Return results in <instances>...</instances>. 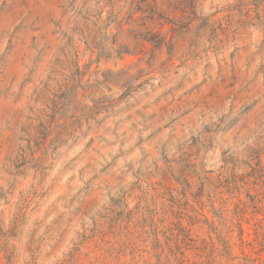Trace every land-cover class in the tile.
I'll return each mask as SVG.
<instances>
[{
  "label": "clouds",
  "instance_id": "clouds-1",
  "mask_svg": "<svg viewBox=\"0 0 264 264\" xmlns=\"http://www.w3.org/2000/svg\"><path fill=\"white\" fill-rule=\"evenodd\" d=\"M0 264H264V0H0Z\"/></svg>",
  "mask_w": 264,
  "mask_h": 264
}]
</instances>
